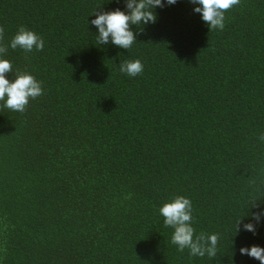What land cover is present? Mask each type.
Masks as SVG:
<instances>
[{
  "label": "trees",
  "instance_id": "trees-1",
  "mask_svg": "<svg viewBox=\"0 0 264 264\" xmlns=\"http://www.w3.org/2000/svg\"><path fill=\"white\" fill-rule=\"evenodd\" d=\"M117 7L0 0L4 55L43 88L23 112L0 105V264H258L238 248L264 245V220L255 235L236 221L264 206V0H240L222 29L189 0L157 7L128 50L88 24ZM21 26L41 50L7 47ZM125 59L143 72L121 73ZM177 194L197 232L219 233L216 256L170 243L158 207Z\"/></svg>",
  "mask_w": 264,
  "mask_h": 264
},
{
  "label": "clouds",
  "instance_id": "clouds-1",
  "mask_svg": "<svg viewBox=\"0 0 264 264\" xmlns=\"http://www.w3.org/2000/svg\"><path fill=\"white\" fill-rule=\"evenodd\" d=\"M123 8L117 7L108 11H100L88 24L96 28V41L99 45L111 43L122 49H130L137 42V32L133 25L142 30L143 26L154 23V9L173 5L177 0H121ZM194 5L193 12L199 13L209 29L224 27L225 11L239 4L240 0H189ZM97 9L93 12L96 13ZM44 39L31 29L23 26L8 42L7 47L20 48L24 52L33 49L39 51L44 47ZM5 48L0 45V105L15 112H23L30 99H35L43 93L42 82L29 71L13 72L12 61L4 55ZM144 65L139 59H125L119 62V71L129 77L141 74ZM13 73V76L6 75ZM258 141L264 143V133L258 136ZM253 199L249 205L250 212L240 216L236 221V234L240 231L257 233L258 224L264 220V206ZM248 205V207H249ZM247 207V208H248ZM158 214L163 218L165 227L172 229L170 243L177 250L188 251L190 257H209L217 255L219 233L197 232L194 227L193 204L191 198L177 194L162 202ZM241 256H248L258 264H264V245H241L238 248Z\"/></svg>",
  "mask_w": 264,
  "mask_h": 264
}]
</instances>
